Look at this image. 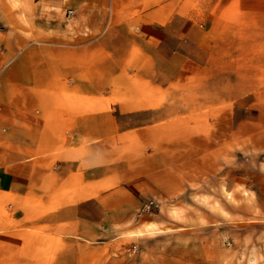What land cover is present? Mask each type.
I'll use <instances>...</instances> for the list:
<instances>
[{
  "label": "crops",
  "instance_id": "crops-1",
  "mask_svg": "<svg viewBox=\"0 0 264 264\" xmlns=\"http://www.w3.org/2000/svg\"><path fill=\"white\" fill-rule=\"evenodd\" d=\"M259 2L0 0V264H212L222 160L262 139Z\"/></svg>",
  "mask_w": 264,
  "mask_h": 264
},
{
  "label": "rangeland",
  "instance_id": "rangeland-1",
  "mask_svg": "<svg viewBox=\"0 0 264 264\" xmlns=\"http://www.w3.org/2000/svg\"><path fill=\"white\" fill-rule=\"evenodd\" d=\"M6 1L12 6L20 2ZM253 2L254 5L260 3L259 0ZM260 35L261 31L250 33V37L255 41L260 40ZM245 36L246 32L243 30L237 32V67L241 74H244L245 67L248 70V52L255 49L248 44L245 47ZM257 49H260L259 46ZM248 64L253 67V78L238 80V96H244L240 93L248 91L251 87L253 103L240 111L238 118L257 121L261 125L258 129L261 131L258 133L261 135L259 139H262L258 143L238 141L236 157L222 160V165L226 168L222 169L220 176L221 201L216 200L215 205H208L215 215H219V224L215 226L219 231L204 232L201 236L203 241L205 240L203 244L208 245L207 258L211 259L212 264H264V109L261 110L264 94L260 92L264 80L259 78L260 64L255 61ZM133 247L134 245H131L126 248L124 262H130L134 256L140 254L139 251L137 255H132L130 250Z\"/></svg>",
  "mask_w": 264,
  "mask_h": 264
},
{
  "label": "built area",
  "instance_id": "built-area-1",
  "mask_svg": "<svg viewBox=\"0 0 264 264\" xmlns=\"http://www.w3.org/2000/svg\"><path fill=\"white\" fill-rule=\"evenodd\" d=\"M73 16H74L73 12H69V13H68V17H69V18H71V17H73ZM130 251H131V254H132V255H137V254L139 253L140 250H139V248H138L137 246H134Z\"/></svg>",
  "mask_w": 264,
  "mask_h": 264
}]
</instances>
